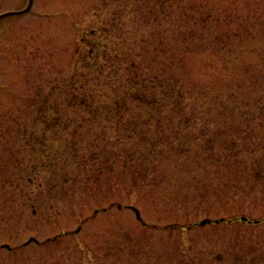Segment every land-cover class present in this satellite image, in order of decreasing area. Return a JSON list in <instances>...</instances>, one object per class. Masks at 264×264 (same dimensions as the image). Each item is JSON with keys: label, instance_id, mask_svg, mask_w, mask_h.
<instances>
[{"label": "rangeland", "instance_id": "rangeland-1", "mask_svg": "<svg viewBox=\"0 0 264 264\" xmlns=\"http://www.w3.org/2000/svg\"><path fill=\"white\" fill-rule=\"evenodd\" d=\"M0 264H264V0L0 20Z\"/></svg>", "mask_w": 264, "mask_h": 264}, {"label": "water", "instance_id": "water-1", "mask_svg": "<svg viewBox=\"0 0 264 264\" xmlns=\"http://www.w3.org/2000/svg\"><path fill=\"white\" fill-rule=\"evenodd\" d=\"M33 3H34V0H29V4L27 6L26 9L24 10H21V11H10V12H6V13H3L0 15V20L4 19V18H7V17H11V16H18V15H23V14H26L28 13L32 7H33ZM136 211V214L138 216V218H140V212L138 210H135ZM241 220L244 221V222H247L248 221V218L247 217H241ZM218 222V221H217ZM259 221H255V223H258ZM212 221L209 220V219H205L203 220L201 223H200V226H205L207 224H211Z\"/></svg>", "mask_w": 264, "mask_h": 264}, {"label": "trees", "instance_id": "trees-1", "mask_svg": "<svg viewBox=\"0 0 264 264\" xmlns=\"http://www.w3.org/2000/svg\"><path fill=\"white\" fill-rule=\"evenodd\" d=\"M134 90L136 91V89H134ZM190 95H191V93L189 91H187L186 94L183 96L182 102H180V105H178L179 106V110L184 105L183 102H186V104H187L189 101H191ZM195 96H196V92H193L192 98H195ZM141 99H142L143 102L148 103V104H156V102H157L156 98L155 99H151L149 97L141 96ZM233 142H235L234 139L231 140V143H233Z\"/></svg>", "mask_w": 264, "mask_h": 264}]
</instances>
